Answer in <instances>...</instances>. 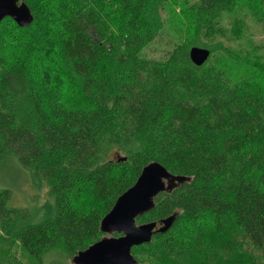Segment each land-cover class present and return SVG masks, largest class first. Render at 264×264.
<instances>
[{
	"label": "trees",
	"instance_id": "1",
	"mask_svg": "<svg viewBox=\"0 0 264 264\" xmlns=\"http://www.w3.org/2000/svg\"><path fill=\"white\" fill-rule=\"evenodd\" d=\"M19 2L30 25L0 22L18 34L0 32V170L34 172L54 199L52 218L23 226L28 210L0 187V232L21 261L42 264L57 245L71 260L99 241L100 221L155 162L189 182L137 219L177 215L132 248L137 264H264V0L194 2L156 60L145 49L163 36L167 1ZM191 47L210 52L202 66ZM115 149L125 156L108 160Z\"/></svg>",
	"mask_w": 264,
	"mask_h": 264
},
{
	"label": "water",
	"instance_id": "2",
	"mask_svg": "<svg viewBox=\"0 0 264 264\" xmlns=\"http://www.w3.org/2000/svg\"><path fill=\"white\" fill-rule=\"evenodd\" d=\"M10 18L18 27L24 28L32 22L28 7L19 0H0V22ZM207 49L191 47L190 62L202 66L209 58ZM189 178L170 174L155 162L145 165L135 183L118 197L111 210L99 223L103 237L70 260L71 264H137L131 254L132 248L149 243L156 233L167 232L177 215L156 222L137 223L155 207L154 199L160 193H170Z\"/></svg>",
	"mask_w": 264,
	"mask_h": 264
},
{
	"label": "rangeland",
	"instance_id": "3",
	"mask_svg": "<svg viewBox=\"0 0 264 264\" xmlns=\"http://www.w3.org/2000/svg\"><path fill=\"white\" fill-rule=\"evenodd\" d=\"M167 2H162L161 6L158 9V17L161 25L164 26L163 36L158 38L160 44L155 42L148 46L146 54L148 58L159 59L165 53V44H166V28L168 31L173 29L175 19L182 18L184 15V10L189 8L191 4L198 0H164ZM6 20V19H5ZM183 19H180L182 21ZM13 26L10 22H4L0 24V32L2 33V38L5 37L8 39V43L12 42L11 35L13 38H18L17 33L12 34ZM264 40L262 37H256L255 41ZM109 69V64H107ZM105 66L103 69H105ZM117 156H125L122 153H119L117 149L113 150L107 156L108 160H112ZM4 165H8L5 161ZM2 168L0 170V187L8 188L11 191V196L9 204L14 208L27 209L29 212L28 220L23 222V226H32L43 223L44 221L50 219L54 215V199L50 197L49 191L51 185L45 181L39 180L36 178L34 172L24 171V172H13L8 171ZM27 172V173H25ZM3 184V185H2ZM83 206V204H82ZM16 243L13 239V234L6 238V236L0 232V264H10L13 255L14 259L18 260L21 264H24L21 261V257L18 253V247L16 248ZM61 245H57L53 249V254H49L44 257L42 264H71L70 260L66 257L65 252L63 251ZM6 260V261H5Z\"/></svg>",
	"mask_w": 264,
	"mask_h": 264
}]
</instances>
